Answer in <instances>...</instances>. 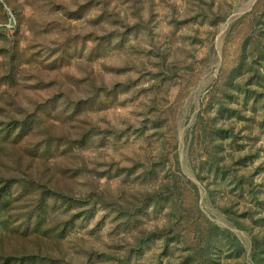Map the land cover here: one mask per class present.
I'll return each mask as SVG.
<instances>
[{
	"label": "rangeland",
	"instance_id": "obj_1",
	"mask_svg": "<svg viewBox=\"0 0 264 264\" xmlns=\"http://www.w3.org/2000/svg\"><path fill=\"white\" fill-rule=\"evenodd\" d=\"M0 256L264 264V0H0Z\"/></svg>",
	"mask_w": 264,
	"mask_h": 264
},
{
	"label": "trees",
	"instance_id": "obj_2",
	"mask_svg": "<svg viewBox=\"0 0 264 264\" xmlns=\"http://www.w3.org/2000/svg\"><path fill=\"white\" fill-rule=\"evenodd\" d=\"M46 193V191H44ZM42 202L40 203L39 207L42 208L43 206L41 205ZM25 259H18L16 260L14 257H2L0 256V264H14L16 262H24Z\"/></svg>",
	"mask_w": 264,
	"mask_h": 264
}]
</instances>
